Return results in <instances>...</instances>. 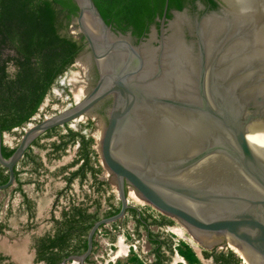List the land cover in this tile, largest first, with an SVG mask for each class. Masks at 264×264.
<instances>
[{
	"label": "water",
	"instance_id": "1",
	"mask_svg": "<svg viewBox=\"0 0 264 264\" xmlns=\"http://www.w3.org/2000/svg\"><path fill=\"white\" fill-rule=\"evenodd\" d=\"M75 2L98 78L72 104L27 122L7 157L0 152V188L36 135L112 92L95 139L119 207L94 219L85 248L59 264H86L95 230L130 204L124 181L204 245L227 240L248 264H264V0H169L138 26Z\"/></svg>",
	"mask_w": 264,
	"mask_h": 264
},
{
	"label": "trees",
	"instance_id": "2",
	"mask_svg": "<svg viewBox=\"0 0 264 264\" xmlns=\"http://www.w3.org/2000/svg\"><path fill=\"white\" fill-rule=\"evenodd\" d=\"M101 16H109L127 26L143 24L152 14L160 10L169 0H92ZM77 12L75 0H0V130L15 133L39 110L44 97L57 78L69 69L85 44L81 33L73 31V17ZM64 89L66 87L63 86ZM53 125L36 135L13 165L15 190L24 199L28 216L33 215L30 200L21 190V171L35 175L48 173L59 175L63 184L55 189L49 210L47 229L31 235L34 249L33 259L42 264H59L66 255L81 252L86 245V232L94 219L117 211L119 200H113V192L106 177L101 176L102 167L97 161V151L92 147L93 137L88 131L92 120L80 122L78 128L67 123ZM43 138V139H42ZM76 143L71 159L54 169H47L40 156L32 151L31 145L45 148L47 159L59 158L66 147ZM16 142L10 144L2 138L0 152L7 157ZM7 177L6 167L0 164V182ZM77 179L78 193L72 191ZM86 183L87 190L81 186ZM80 196V197H79ZM62 198V199H61ZM61 199V200H59ZM63 201V202H61ZM59 205L57 213L54 211ZM133 220V230L145 231L150 243L152 260L145 262L137 251L129 246L126 260L132 264H170L175 252L183 261L176 264H203L193 246L184 238L175 237L163 230L173 219L146 206L130 203L123 215ZM116 225L117 221H111ZM157 226L156 230L150 225ZM5 222L0 220V231ZM95 230L92 249L96 243ZM131 236L126 234V240ZM110 240H114L110 237ZM85 262H92L90 254ZM200 253L209 257L213 264H244L241 257L230 247H202ZM70 261L66 260L65 262ZM64 262V263H65ZM0 264H15L0 252ZM62 264V263H60ZM72 264H78L74 262Z\"/></svg>",
	"mask_w": 264,
	"mask_h": 264
},
{
	"label": "rangeland",
	"instance_id": "3",
	"mask_svg": "<svg viewBox=\"0 0 264 264\" xmlns=\"http://www.w3.org/2000/svg\"><path fill=\"white\" fill-rule=\"evenodd\" d=\"M73 31L76 30V28H72ZM80 63V59L77 57L75 58L72 66L67 69L63 74H61L56 81V84L53 85L49 91V93L44 97L43 101L41 102L40 106H39V111L33 116V120L29 121L28 123H33L36 119L41 118L44 115H48L52 112L55 111V109L57 108H61L63 106H65L68 98H67V94L62 90V86L66 87V89L70 92H72L74 99L78 96V94H76V90L78 91V89L82 90L81 87V82L79 81L80 77L78 75L79 73V66L78 64ZM80 90V91H81ZM58 99V101H57ZM83 119H85V115H81L78 118L72 120L69 125L71 126H76L77 123L79 121H82ZM99 117H96V125H95V129L94 131H92L94 133V135L96 134V130H97V126H98V122H99ZM27 124H25L22 128H17L15 133H4V139L5 141H7L8 143H14L17 142L20 133L22 132V129L26 126ZM96 137V136H95ZM43 139V138H42ZM96 141V139H95ZM95 147H96V143H95ZM32 150L37 153L41 160H44V166L51 170L54 169L55 167H57L58 165L65 163L67 161H69L72 157V155L74 154L75 151V145H71L68 146L65 150V153L59 157L58 159H47L45 157V148L37 146V145H32L31 146ZM97 149V147H96ZM98 160L101 163L100 157L98 156ZM102 165V164H101ZM102 176H106L107 178L109 177V172L102 166V172H101ZM21 176H31V174H29L28 171H22L21 172ZM41 181H45V187L46 190L44 191V193H41L40 198L44 199V203H46L45 207L41 210L40 213H38L39 215L35 216L33 218V223H34V228L33 231L29 233V235L31 233H38L40 232L43 227H46V225H48L46 217L48 216V207H47V201L48 199L52 198V193L55 187L60 186L63 181L62 179L55 175H51V174H41L40 175ZM14 182H12L9 186L5 187V188H0V204L2 205L3 203L6 204H10L11 200L14 199V197H16V192H14L12 190V185ZM73 187L75 188V190H79L78 186H77V181L74 180L73 182ZM84 190H87V185L84 183L81 186ZM131 186H128L129 188V192L131 191ZM133 189V188H132ZM110 190L113 192L114 196H113V200L116 201L117 200V196H116V191H115V186L113 184V182H110ZM28 192H32L31 190H28ZM132 196H131V195ZM129 195L127 194L128 197V202L132 203V204H139L142 206H146L148 207V209H154L152 206H150L148 203H146V201L144 199H142L139 195L136 194H132L130 193ZM156 210V209H154ZM157 211V210H156ZM7 216H8V221L9 223H12L11 220V211H7ZM123 216L119 219H116L117 223L116 225H113L112 222H107L105 224H103V228H100L97 233L95 238L98 240V244L96 246L93 247V251L90 254V258L94 261L92 262H87L86 264H132L131 262H128L126 260V256L128 255V247L126 246L125 249H122V251H118V255H115V250H116V245H114V243H110L107 240V236L106 234H103V232L105 231L108 235H111V233L116 234V239H120L121 237H123V242L124 244H126V233L128 232L129 235H131L132 239L130 240V242L132 241L134 246L133 248L137 251L139 257H141L145 262L150 263V261L152 260V253L150 252V243L148 242L146 236H145V231L142 228L138 229V235L136 234V232H134L133 230V220L130 217H126L125 219V225L122 226L120 221H122ZM11 221V222H10ZM150 228L153 230L157 229V226H155L154 224L150 225ZM163 230H169L171 232H173L175 234V237H181L184 238L185 240H187L196 251H200V249L202 247H208L206 245H204L203 243H201L200 241H198L197 239H195L190 233L189 231L182 226V224L176 222L170 226H164L162 228ZM108 230V231H106ZM18 234V237H25L28 236L26 232L23 231H19L18 233L15 231H12L10 228L7 229L6 232L0 233V240L2 239H6L5 243H7V245H10L12 238L16 237V235ZM24 244V245H23ZM213 245H216L217 248L220 247H232L235 248L232 244L228 243L227 240H225L224 242H217ZM19 249H9L10 251H19L20 253H22L23 255L15 257V259L19 262V264H35L34 262H32V252H31V247L29 245H26V242L23 241L19 242ZM238 255L241 256V261L244 264H248V260L246 261V259L244 258V256L242 255V253L238 252L235 248L234 250ZM177 261H183L182 258L177 255L175 252L173 253L171 260H170V264H176ZM201 261L203 262V264H213L212 260L209 257H202ZM75 260H70L67 262H63L62 264H72L74 263ZM250 264V263H249Z\"/></svg>",
	"mask_w": 264,
	"mask_h": 264
},
{
	"label": "crops",
	"instance_id": "4",
	"mask_svg": "<svg viewBox=\"0 0 264 264\" xmlns=\"http://www.w3.org/2000/svg\"><path fill=\"white\" fill-rule=\"evenodd\" d=\"M42 162L44 164V160L43 159H42ZM23 171H25V170H23ZM29 174H31V176H20V179L22 180V183H21L20 187H21V190L23 191V193L25 194V196L31 202V206L33 207V215L31 217L28 216V211L26 209L23 196L18 190L14 189V187H15L14 183L12 185V190L14 192H16L15 193L16 197H14V199L11 200L10 204H6V205H5V203H3L2 205L0 204V220L5 222V227L2 228V231H0V233L6 232L7 229L10 228L12 231H15L17 233L19 231H23L24 230V232H26L27 235H28V236H25L24 238L23 237L20 238V237H18V234H17L16 237L12 238V241H11L10 245H7V243H5L6 239H2L1 238V240H0V252L2 254H4V255H7L8 258L10 257V260L12 262H14V263H19L15 259V257H18L20 255L22 256L23 254L20 253L19 251H17V252L16 251H10L9 249H19V247H20L19 246V242L23 243V241L26 242V245H29L31 247V252H32L31 256H32V262H33V260H34L33 259L34 249H33L32 245H31V239L30 238H31V235L34 234V233H31L30 235H29V233L33 231V228L35 226L34 223H33V218L35 216L39 215L38 213H40L41 210L46 206L45 205L46 203H44V199L40 198L41 193H44V191L46 190L45 181L43 182V181L40 180L41 178H39V177H41L40 176L41 174L35 175L32 172H29ZM28 190H31L32 192H28ZM53 197H54V194L52 193V198L48 199V201H47L48 202L47 203V207H48L49 210L51 208ZM59 200H61V199H59ZM61 202H63V201H61ZM58 208H59V205L57 204L56 208L54 209V211L56 213L58 211ZM49 210H48V216L46 217V220L49 217ZM7 211H9V212L11 211V216L10 217H11L12 223H9V221H8V216H7V213H6ZM47 223L49 225L48 220H47ZM48 225H46V227H43V229L40 232H38V233H41L45 229H47ZM106 231H108V230H106ZM38 233H35V234H38ZM103 234H106L107 240L110 243H114V245H116V247H115L116 248L115 255H118V251H120V250L122 251V249H125L126 246L128 247V250H129V246L130 245H131L132 248L134 246L132 241L131 242L130 241H126V244H124L123 237H121L120 239H116V241H115L116 234H114V233H111V235H108L104 231ZM126 234L129 235L128 232ZM113 235H114V240H110V237H113ZM95 236H96V234H95ZM129 236H131V235H129ZM125 238H126V236H125ZM95 240H96V243H95L94 246H96L98 244V240L96 238H95Z\"/></svg>",
	"mask_w": 264,
	"mask_h": 264
},
{
	"label": "flooded vegetation",
	"instance_id": "5",
	"mask_svg": "<svg viewBox=\"0 0 264 264\" xmlns=\"http://www.w3.org/2000/svg\"><path fill=\"white\" fill-rule=\"evenodd\" d=\"M71 27L72 28H75V26H74V24H71ZM76 31V30H75ZM79 58L80 59V63L78 64V66H79V73H78V75H79V77H80V79H79V81L81 82V87H82V90L81 89H78V91L76 90V94H79L78 96H77V98L81 95V93H85L86 91H88L94 84H95V82H96V80H97V78H98V71H97V69H96V65H95V61H94V59H93V56H92V54H91V52H90V50H89V48L87 47V45L86 44H84V46H83V48L81 49V51L79 52V54L76 56V58ZM62 88V90L65 92V93H68L67 94V98H68V100H67V102H66V104H65V106H67V105H70V104H72L74 101H75V99H74V97H73V94H72V92L70 91H68L67 89H64L63 88V86L61 87ZM81 90V91H80ZM111 100H112V92H109V93H107V94H105L104 96H102L100 99H98L86 112H84L83 114L85 115V119H83L82 121H85L87 118H90L91 120H92V127L88 130L86 127H82V131H88L89 133H90V135L93 137V141H92V147L97 151V149H96V147H95V143H96V141H95V135H94V133L92 132V131H94V129H95V125H96V122H95V120H96V117L98 118H100L101 117V115L103 114V112L105 111V109L108 107V105L110 104V102H111ZM57 101H58V99H57ZM65 106H63V107H65ZM63 107H61V108H63ZM58 109H60V108H57V109H55V111L54 112H56ZM39 111V110H38ZM37 111V112H38ZM36 112V113H37ZM35 113V114H36ZM53 113V112H52ZM34 114V115H35ZM82 114V115H83ZM33 115V116H34ZM43 117V116H42ZM34 119V118H33ZM36 120H38V119H36ZM35 120V121H36ZM72 120H74V119H71V120H68V121H65L64 123H67V125H69V123L72 121ZM82 121H79L78 123H77V125L76 126H71V125H69V126H71V127H73V128H78L79 126H80V122H82ZM64 123H62V124H57V125H61L62 127H61V131H64V127H63V124ZM95 132V131H94ZM73 145V144H72ZM74 145H75V148H76V143H74ZM71 146V145H70ZM67 148V147H66ZM64 154V153H63ZM63 154H61L60 155V157L63 155ZM98 156H99V154H98V151H97V161H98V163L101 165V163L99 162V160H98ZM51 159H58V158H51ZM101 167H102V165H101ZM43 174H48L47 172L46 173H43ZM57 176H59V175H57ZM102 176V175H101ZM109 177L107 178L106 176H103V177H106V179H107V181H108V183H109V185H110V182L112 181V178H111V174H110V172H109V175H108ZM60 177V176H59ZM61 178V177H60ZM62 179V178H61ZM76 181H77V179H75ZM63 181V180H62ZM74 182V181H73ZM113 182V181H112ZM86 184V183H85ZM61 186V185H60ZM77 186H78V182H77ZM128 186H131L127 181H124V189H125V192L127 193V194H130V193H132V194H136L137 195V193L133 190V189H131V191L129 192V188H128ZM132 187V186H131ZM58 187H55L54 188V190H53V194H54V192H55V189H57ZM72 191L74 190L76 193H78L77 192V190H75V188L73 187V183H72V189H71ZM131 195V194H130ZM132 196V195H131ZM80 197V196H79ZM62 199V198H61ZM157 210V209H156ZM159 213H161V214H164V213H162V212H160L159 210H157ZM164 215H166V216H168V217H170V218H172L173 219V223L172 224H174V223H176V222H178V223H180V224H182V226L183 227H185L186 229H188L186 226H185V224L184 223H182L178 218H176V217H174V216H170V215H167V214H164ZM172 224H170V225H172ZM170 225H166V226H170ZM225 240H221V241H219L220 243L221 242H224ZM228 243H230L229 241H228ZM230 244H232V243H230ZM213 246V245H212ZM212 246H210V247H212ZM235 249V248H234ZM237 250V249H236ZM238 251V250H237ZM239 252V251H238ZM240 253V252H239ZM34 256V255H33ZM9 259H10V257H9ZM33 262L35 263V264H42V261L41 260H33ZM15 264H19V263H15Z\"/></svg>",
	"mask_w": 264,
	"mask_h": 264
},
{
	"label": "bare ground",
	"instance_id": "6",
	"mask_svg": "<svg viewBox=\"0 0 264 264\" xmlns=\"http://www.w3.org/2000/svg\"><path fill=\"white\" fill-rule=\"evenodd\" d=\"M131 188V187H130ZM132 189V188H131ZM134 190V189H133ZM129 195V194H128ZM138 195V194H137ZM231 243V242H230ZM232 245H233V243H232ZM239 252H241L242 253V251L236 246V245H233ZM234 249V248H233ZM235 250V249H234ZM242 255L244 256V258L245 259H247L246 257H245V255L242 253ZM241 257V256H240Z\"/></svg>",
	"mask_w": 264,
	"mask_h": 264
}]
</instances>
